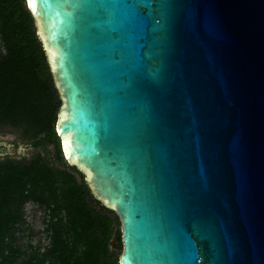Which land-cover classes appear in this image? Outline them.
<instances>
[{"label": "water", "instance_id": "95a60500", "mask_svg": "<svg viewBox=\"0 0 264 264\" xmlns=\"http://www.w3.org/2000/svg\"><path fill=\"white\" fill-rule=\"evenodd\" d=\"M26 3L120 264H264V0Z\"/></svg>", "mask_w": 264, "mask_h": 264}, {"label": "trees", "instance_id": "16d2710c", "mask_svg": "<svg viewBox=\"0 0 264 264\" xmlns=\"http://www.w3.org/2000/svg\"><path fill=\"white\" fill-rule=\"evenodd\" d=\"M61 106L26 0H0V132L19 131L41 150L0 160V264H120L111 253L115 235L124 250L120 217L65 160L56 129ZM29 203L45 212L46 247L18 244Z\"/></svg>", "mask_w": 264, "mask_h": 264}, {"label": "rangeland", "instance_id": "374dc122", "mask_svg": "<svg viewBox=\"0 0 264 264\" xmlns=\"http://www.w3.org/2000/svg\"><path fill=\"white\" fill-rule=\"evenodd\" d=\"M0 143H5L13 148L14 155H11L12 158H21L22 156H26L27 159H31L34 155L41 152V150L33 149L29 144L23 142L20 132L12 129H6L0 132ZM21 146H24L27 149L24 152H18L17 150ZM49 151L50 156L48 157L51 158L55 154V149L51 147L49 148ZM58 165L63 167L60 164ZM25 213L27 216V224L23 227L22 231L17 233L18 244L25 249H27V245L30 242L35 246L46 247L49 244V239L44 232V228L46 227L44 221L46 217L44 210L38 208L33 203H29L25 207ZM111 253L114 257H120L123 254V250L120 249L119 245H116L111 247Z\"/></svg>", "mask_w": 264, "mask_h": 264}, {"label": "flooded vegetation", "instance_id": "af4514ba", "mask_svg": "<svg viewBox=\"0 0 264 264\" xmlns=\"http://www.w3.org/2000/svg\"><path fill=\"white\" fill-rule=\"evenodd\" d=\"M11 155H14V152H12V153H8L7 151L5 152V149L0 145V160H3L5 158H7V157H11ZM116 245H119L118 242L115 245H112V246H116Z\"/></svg>", "mask_w": 264, "mask_h": 264}]
</instances>
